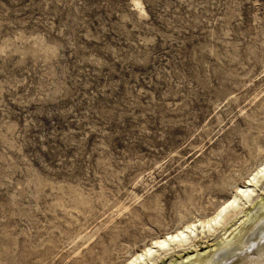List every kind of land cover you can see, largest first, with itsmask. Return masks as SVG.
<instances>
[{
	"label": "rangeland",
	"instance_id": "1",
	"mask_svg": "<svg viewBox=\"0 0 264 264\" xmlns=\"http://www.w3.org/2000/svg\"><path fill=\"white\" fill-rule=\"evenodd\" d=\"M263 160L264 0H0V264H120Z\"/></svg>",
	"mask_w": 264,
	"mask_h": 264
},
{
	"label": "bare ground",
	"instance_id": "2",
	"mask_svg": "<svg viewBox=\"0 0 264 264\" xmlns=\"http://www.w3.org/2000/svg\"><path fill=\"white\" fill-rule=\"evenodd\" d=\"M261 168H264V160L242 184L236 185L211 216L191 219L163 236L144 242L140 250L131 252L120 264L132 261L135 264H264V197H259L260 190H264V175L259 174ZM258 197L260 201L257 199L256 203ZM246 209V219L238 224L241 218L238 216ZM220 234L228 235L215 248L202 252L191 250L194 254L190 255L189 248L196 246L197 238L203 236L207 242L208 238L215 235L219 238ZM175 251L183 254L179 260L168 261L167 256H173Z\"/></svg>",
	"mask_w": 264,
	"mask_h": 264
},
{
	"label": "snow or ice",
	"instance_id": "3",
	"mask_svg": "<svg viewBox=\"0 0 264 264\" xmlns=\"http://www.w3.org/2000/svg\"><path fill=\"white\" fill-rule=\"evenodd\" d=\"M259 174L264 175V168L259 169ZM254 179H255V177H253L252 180H249V183L251 184ZM262 239H264V238H262ZM253 247H254V245H253ZM130 264H135V261L130 262Z\"/></svg>",
	"mask_w": 264,
	"mask_h": 264
}]
</instances>
